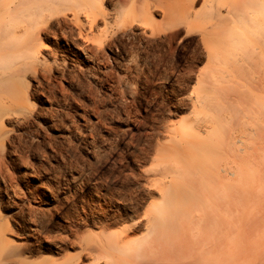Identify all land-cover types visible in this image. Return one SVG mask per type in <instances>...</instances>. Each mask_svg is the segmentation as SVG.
Masks as SVG:
<instances>
[{
  "label": "bare ground",
  "instance_id": "obj_1",
  "mask_svg": "<svg viewBox=\"0 0 264 264\" xmlns=\"http://www.w3.org/2000/svg\"><path fill=\"white\" fill-rule=\"evenodd\" d=\"M201 1L196 9L198 0H0V170L12 107L28 119L27 79L52 68L42 51L93 61L120 33L174 38L184 27L199 32L204 62L180 68L195 72L198 84L185 98L192 117L160 128L155 165L117 201L83 206L55 230L49 211H30L18 223L0 206V264H264V0ZM131 46L129 59L114 57L128 70ZM148 51L142 61L165 62L166 50ZM237 88L238 102L224 105L221 89Z\"/></svg>",
  "mask_w": 264,
  "mask_h": 264
},
{
  "label": "rangeland",
  "instance_id": "obj_2",
  "mask_svg": "<svg viewBox=\"0 0 264 264\" xmlns=\"http://www.w3.org/2000/svg\"><path fill=\"white\" fill-rule=\"evenodd\" d=\"M201 5L198 0L196 9ZM106 8L112 11V6ZM64 26L70 34L68 29L72 26ZM134 33H120L122 37L119 34L115 46L98 56L90 46L96 54L93 61L81 53L82 61H76L64 51L55 55L41 52V58L48 60L52 68L36 79H27L34 90L28 105L32 115L19 119L17 114L22 108L15 106L17 111L13 106L12 111L17 114L5 121L9 130L5 141L8 155L0 170V206L4 215L22 223L28 213L43 209L54 215L50 229L55 230L57 224L75 221L77 215L84 213L83 206L84 211L107 208L112 198L117 201L124 193L125 186L135 184L142 172L155 165V143L162 139L160 128L192 117L185 98L196 95L198 84L192 82L195 72L190 73L192 77L181 69L204 65L199 32L186 33L180 27L176 37H169L171 40L162 35L153 38L152 43L151 38ZM123 36L128 37L125 40ZM64 44L62 40L59 45ZM128 45L133 52L140 48L139 54L134 53L135 58L131 53L129 70L122 66L123 62L119 67L114 61L117 55L128 57ZM154 50L156 54L167 51L165 55L160 52L166 58H162L165 62L160 66L152 60L142 61L147 51ZM133 62L137 64L134 66ZM186 75L190 77L185 78ZM229 90L221 89L220 95H226L224 105L230 97L231 102H238L235 96L240 89Z\"/></svg>",
  "mask_w": 264,
  "mask_h": 264
}]
</instances>
